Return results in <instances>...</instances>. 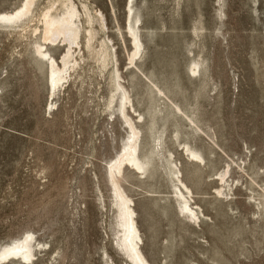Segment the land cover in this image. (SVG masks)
I'll use <instances>...</instances> for the list:
<instances>
[{
    "label": "rangeland",
    "instance_id": "1",
    "mask_svg": "<svg viewBox=\"0 0 264 264\" xmlns=\"http://www.w3.org/2000/svg\"><path fill=\"white\" fill-rule=\"evenodd\" d=\"M25 1L0 0V14ZM63 1L0 25V250L27 234L42 246L3 264H132L107 174L131 132L111 101L115 74L150 159L146 175L118 177L147 261L264 264V0H69L77 65L53 100L36 47L61 65L68 45L45 40V15L61 16ZM168 160L197 222L180 211Z\"/></svg>",
    "mask_w": 264,
    "mask_h": 264
},
{
    "label": "bare ground",
    "instance_id": "2",
    "mask_svg": "<svg viewBox=\"0 0 264 264\" xmlns=\"http://www.w3.org/2000/svg\"><path fill=\"white\" fill-rule=\"evenodd\" d=\"M37 1L38 0H26L23 6L18 10L0 14V25H26V22H28L33 16L34 7ZM68 1L69 0L63 1L64 10L61 16L51 15L50 13L52 11L50 13H46L45 15V40L50 41V45H54L56 42L55 37H62L63 43L68 45V50L62 58L61 65L48 54L47 44H45V46L37 45L36 47V52L39 57L48 62L49 97L53 98V100H55L56 91L60 87H63L67 79L71 76L69 73L72 70H76L74 68L77 65V59L75 58L73 49L76 44H79L77 41L79 39V34L81 33V27L78 20L80 13L78 10H76L77 8H75V6L73 7V5H66ZM132 11L133 8L130 7L129 15H131ZM129 27V33L132 37L133 45L135 47V51L131 57V63L133 64L134 60H136L140 54L141 44L138 40V35L132 22H130ZM88 47H91L90 43L88 44ZM193 73L197 74V67L193 69ZM119 78L120 77L118 75L116 76V74L115 76H112L115 95L111 98V101H114L119 97L120 115L125 120V123L128 125L131 132L129 133L130 137L128 141L125 143L124 148L117 159L113 160L109 164V170L107 174H109L112 183L115 207L119 213L120 227L122 229V236L120 240L121 245L119 244L120 249L124 253L126 259L132 264H150L143 255L139 245L142 240L134 219V211L131 207L132 201L127 197L118 183V177L121 176L124 168L128 167L138 171L141 175H146L147 167L150 164V159L148 157L141 158L138 155L139 131L137 130L138 127L136 128L134 126L135 122L133 123L131 121L126 112L129 106L132 107L130 105L131 101L128 96V92L120 83ZM52 105L53 102H51V106ZM185 152L194 161L202 160L198 152L189 147H185ZM168 163L171 167L175 196L177 198L181 213L189 219L198 220L196 211L190 206L188 198L182 191V189H184L187 194H191L190 190L183 184L182 180L178 176L179 171L176 170V165L173 163V161L168 160ZM225 177L226 176L222 177L221 179L223 182L225 181ZM38 252H42V246L33 242L32 234H27L24 238L16 240L13 243L4 246L0 250V264L6 263V261L11 259H17L19 261H23L24 263H30L29 261L34 259Z\"/></svg>",
    "mask_w": 264,
    "mask_h": 264
}]
</instances>
